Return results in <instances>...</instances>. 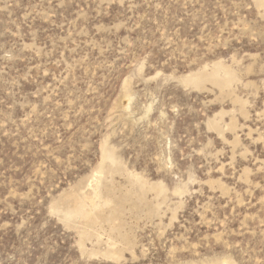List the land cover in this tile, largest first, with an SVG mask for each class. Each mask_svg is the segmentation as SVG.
<instances>
[{
	"label": "rangeland",
	"instance_id": "rangeland-1",
	"mask_svg": "<svg viewBox=\"0 0 264 264\" xmlns=\"http://www.w3.org/2000/svg\"><path fill=\"white\" fill-rule=\"evenodd\" d=\"M0 264H264V0H0Z\"/></svg>",
	"mask_w": 264,
	"mask_h": 264
}]
</instances>
